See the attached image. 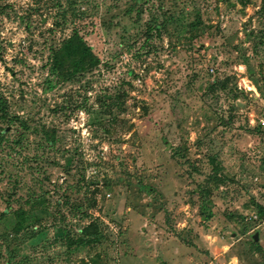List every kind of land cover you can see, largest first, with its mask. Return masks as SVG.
<instances>
[{
  "label": "rangeland",
  "instance_id": "obj_1",
  "mask_svg": "<svg viewBox=\"0 0 264 264\" xmlns=\"http://www.w3.org/2000/svg\"><path fill=\"white\" fill-rule=\"evenodd\" d=\"M0 264H264V0H0Z\"/></svg>",
  "mask_w": 264,
  "mask_h": 264
},
{
  "label": "trees",
  "instance_id": "obj_2",
  "mask_svg": "<svg viewBox=\"0 0 264 264\" xmlns=\"http://www.w3.org/2000/svg\"><path fill=\"white\" fill-rule=\"evenodd\" d=\"M154 29L158 28L157 24H153ZM153 27V26H152ZM151 26L148 29H152ZM51 65L52 68L59 73L60 77L63 79H68L71 75L76 72L88 70L96 66L99 62L97 56L93 53L91 46H89L86 41L77 32L71 34L66 38L61 46L54 50L52 54ZM48 141L53 142V136L47 138ZM6 212H2L5 215ZM16 218L23 219L24 211L17 210L15 212ZM21 225L16 223L15 229H19ZM90 227L84 228V233L89 235H94L95 232L89 229ZM91 239H96L95 237Z\"/></svg>",
  "mask_w": 264,
  "mask_h": 264
}]
</instances>
